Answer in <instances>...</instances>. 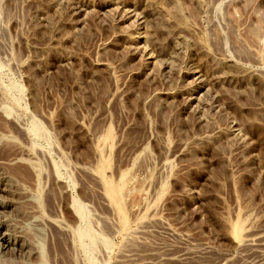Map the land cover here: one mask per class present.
<instances>
[{"label": "rangeland", "instance_id": "1", "mask_svg": "<svg viewBox=\"0 0 264 264\" xmlns=\"http://www.w3.org/2000/svg\"><path fill=\"white\" fill-rule=\"evenodd\" d=\"M0 204V264H264V0H0Z\"/></svg>", "mask_w": 264, "mask_h": 264}, {"label": "bare ground", "instance_id": "2", "mask_svg": "<svg viewBox=\"0 0 264 264\" xmlns=\"http://www.w3.org/2000/svg\"><path fill=\"white\" fill-rule=\"evenodd\" d=\"M113 192H114V191H113ZM2 205H3V204H2ZM0 207H1V204H0ZM14 232H15V231H14ZM15 233H16V232H15ZM19 233H20V232H19ZM8 234H9V233H7V232L0 233V239L3 240V243H2L3 247H6V248L9 247V249L11 250V246H10V245H11L12 243H10V242L8 241V239H7V238H10V237H9L10 235L8 236ZM21 234H22V233H21ZM21 234H18V233H17L16 236H18V235L20 236ZM22 235H23V234H22ZM16 236H15V237H16ZM19 236H18V237H19ZM13 237H14V235H13ZM22 238H23V237H22ZM19 239H20V238H19ZM16 240H17V239H16ZM23 240H24V239H23ZM16 245H17V244H16ZM21 245H22V244H21ZM23 245H24V243H23ZM12 246H13V245H12ZM14 246H15V245H14ZM18 246H19V245H18ZM0 248H1V247H0ZM18 248H19V247H18ZM18 248H17V249H18ZM24 248H25V247H24ZM9 249H8V250H9ZM17 249H16V250H17ZM10 250H9V251H10ZM13 250H14V247H13ZM13 250H12V251H13ZM21 250H22V248H21ZM31 250H32V249H31ZM26 251H27V250H26ZM5 252L7 253L8 251H5ZM13 252H15V251H13ZM16 252H17V251H16ZM28 252H29V251H28ZM31 252H32V251H30L29 253H31ZM15 254H16V253H15ZM24 254H25V253H24ZM22 255H23V254H22ZM22 255H21V254H20V255L18 254V256H22ZM172 255H173V254H172ZM170 256H171V255H170Z\"/></svg>", "mask_w": 264, "mask_h": 264}]
</instances>
